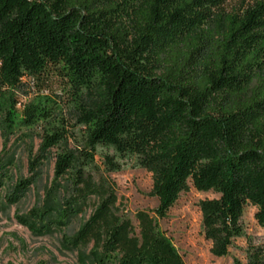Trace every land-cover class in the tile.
<instances>
[{"label":"trees","instance_id":"1","mask_svg":"<svg viewBox=\"0 0 264 264\" xmlns=\"http://www.w3.org/2000/svg\"><path fill=\"white\" fill-rule=\"evenodd\" d=\"M120 11L112 0H0V117L8 130L41 124V151L58 148L62 194L32 209L33 225L64 227L92 201L64 239L96 264H185L157 219L190 183L217 194L197 205L209 251L225 256L245 235L247 203L264 230V0H135ZM27 79L38 91L18 110ZM52 85L68 93L77 121L55 117L61 104L43 93ZM70 127L81 132L74 149ZM100 148L105 172H150L153 214L135 211L134 224L120 213L114 182L92 172ZM45 153L6 201L28 191ZM8 175L0 163V190ZM245 250V264H264V244L248 239Z\"/></svg>","mask_w":264,"mask_h":264},{"label":"rangeland","instance_id":"2","mask_svg":"<svg viewBox=\"0 0 264 264\" xmlns=\"http://www.w3.org/2000/svg\"><path fill=\"white\" fill-rule=\"evenodd\" d=\"M112 1L117 3V9L121 10L122 15L135 0ZM37 91L38 84H34L31 79L25 80L21 89L15 92L17 109L21 110V104L33 98ZM43 93L53 94L60 102L61 108L55 114L56 118L62 119L59 122L77 121L68 93L56 85H52L51 90H45ZM70 129L72 133L66 147L74 149L80 140L81 132L73 131L71 127ZM41 135V124L16 125L8 130L2 116L0 117V163L5 165L9 174L0 190V264H96L88 247L82 249L64 239L70 238L90 214L92 201L86 204L81 212L70 217L64 227L40 232V228L33 225L35 219L31 217L32 209L55 206V196L62 194L53 183L52 162L58 148L53 147L46 153L41 151ZM100 151L103 150L99 149L95 157L96 166L92 172L96 179L102 174L114 182L115 192L122 207L120 213L134 224L137 223L134 219L135 211L150 210L153 214L158 201L149 191L152 186L150 172L137 167L105 172L101 167ZM39 153H45L47 159L40 162L36 168L34 183L18 201H6L4 194L16 179L30 176L31 161ZM51 190H54V195ZM215 196L217 194L213 191H199L189 183L188 191L179 194L167 215L157 219L160 230L171 239L185 264H235V261L245 264L247 240L255 245L264 244V230L254 219L256 207L247 203L242 212L245 235L233 240L225 256L212 255L209 251L210 242L202 233L201 214L197 203L201 199Z\"/></svg>","mask_w":264,"mask_h":264}]
</instances>
